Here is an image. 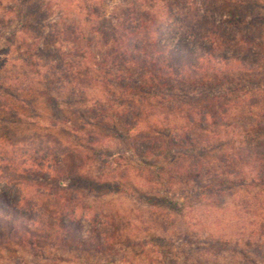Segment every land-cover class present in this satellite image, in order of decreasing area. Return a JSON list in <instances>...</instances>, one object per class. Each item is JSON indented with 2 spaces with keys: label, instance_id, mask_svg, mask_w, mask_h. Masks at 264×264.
<instances>
[{
  "label": "rangeland",
  "instance_id": "obj_1",
  "mask_svg": "<svg viewBox=\"0 0 264 264\" xmlns=\"http://www.w3.org/2000/svg\"><path fill=\"white\" fill-rule=\"evenodd\" d=\"M50 1V11L46 7L41 11L39 26L45 36L49 33L53 35L52 42L43 39L41 34H37L40 36L37 42L42 53H55L59 48L66 53L69 44L62 42L64 38L59 31H65L68 39L77 38L70 32L68 24L85 31L86 25L77 23L81 21L80 3L77 4L76 0ZM33 3L34 0H27L25 5L29 7ZM56 3H61L62 7ZM124 3V0H106L99 5L101 10L97 14L105 12L108 19L115 21L114 15L120 12L118 6ZM17 4L18 0H0V15L8 12L5 19L9 21L11 18V24L0 23V45L3 46L0 47V93L5 96L6 104L4 109H0V189L5 188L6 181L13 182L15 179L25 186L30 198L27 206L33 208L34 217L39 220L45 207L51 213L55 210V200L62 193L63 201H67L68 205L77 204V210H73L76 211L78 224L72 227L73 234L79 229L81 235L89 239V245L80 250L70 244L63 245L60 242L63 236H54L55 226L50 220L52 214L46 212L43 221L46 220L47 225L46 222H42L44 226L35 224L36 244L0 246V264H264V185L242 190L245 195L237 197L235 190L225 193L216 191L218 180H222V177L216 176L217 171H232L235 168L229 160L232 152L228 157V146L224 141L216 140L218 135L204 132L208 136L204 134L198 148L169 151L164 147L169 143L164 129L151 133L144 129L148 120L146 115H160L162 110L157 102L153 103L155 108L148 107L145 101L149 98L143 94L133 96L138 99L136 106L143 107L141 114L138 112L142 122L133 132L128 131L118 117L111 122L105 121L108 126H103L96 119L92 125H85L84 118H80L78 113L82 112L79 108L81 104L75 95L71 100V96H66L68 89L58 96L59 107L55 108L46 94V86L33 82V68L27 58L12 59L24 50L17 47H27L25 44L34 42L29 38V31L32 30H25L23 36L18 35L21 41L26 39V43L10 37L11 32L17 29L19 18L6 10ZM61 8L67 13L65 17L69 15L67 19L61 18ZM256 9L264 17V6ZM260 27L264 30V21ZM96 41L94 39L93 44ZM167 42L171 44L172 40L169 38ZM93 44H88L91 49ZM34 51L41 54L35 48ZM70 54L68 59L77 61L75 51ZM233 66L235 64L218 67L230 77L222 86L227 91L236 88L238 83L236 79L232 85L234 72L237 73V68ZM258 81L253 87L254 93L260 91L258 100L255 96L253 99L260 102L259 108H264L261 85L264 82ZM5 82L11 87L8 91L2 89ZM249 98L252 101V96ZM254 116L251 119L257 120L262 114ZM153 121L150 119V123ZM208 125L209 130H220L219 133L227 135L226 122L217 128L212 123ZM86 128L97 131L93 137L102 139L101 145L92 147L98 145L92 139L85 142L88 139ZM149 133L151 137L157 136L159 143L165 144L158 145L155 150L151 147L145 154L146 158L132 155L129 143L140 135L143 141L144 135ZM207 137L215 141L208 143ZM68 138L82 141L80 152L83 153L67 154L60 162L52 155L70 152L69 142H66ZM230 139L233 140L230 145H237V139L241 141L242 137L231 135ZM6 151L10 155L15 151L24 155L22 158L18 155L17 159H23L27 167H31V159L41 162L43 157L47 160L44 165L49 172L30 173L27 170L10 178V172L4 168ZM179 167L183 169L180 174L176 171ZM190 169L195 170L192 172ZM57 171L60 178H52ZM210 183H213V188L205 190ZM236 186L244 187L241 183H236ZM20 188H17L19 192ZM10 190L17 194L15 189ZM235 212L240 218L234 225ZM235 226L240 232L243 228L242 235L253 233L250 246L227 245L223 241L226 235L222 229L225 233H239ZM94 228L100 234L102 249L97 248L91 239ZM50 237H54L55 242L52 243Z\"/></svg>",
  "mask_w": 264,
  "mask_h": 264
},
{
  "label": "trees",
  "instance_id": "obj_2",
  "mask_svg": "<svg viewBox=\"0 0 264 264\" xmlns=\"http://www.w3.org/2000/svg\"><path fill=\"white\" fill-rule=\"evenodd\" d=\"M26 1L18 0L15 7L6 10L19 18L15 29L17 31L11 32L10 37L26 43L27 40L21 41L18 35L23 36L25 30H32L29 31V38L34 42L25 44L27 47H17L24 50L19 51L17 57L12 59L27 58L33 68V82L46 86V94L55 108L59 107L58 96L68 89L66 96H71V100L75 95L81 104L79 108L82 112L78 113L80 118H84L85 125H92L96 119L103 126H108L105 121L111 122L118 117L128 131L133 132L138 130L142 122L140 109L143 108L136 106L138 99L133 96L143 94L149 98L145 101L148 107L155 108L153 103L157 102L162 110L160 115H146L148 123L146 122L144 129L150 133L164 129L169 143H159L160 139L157 136L151 137L150 133L144 135L143 141L141 135L136 136L129 143L132 155L146 158L147 151L151 147L155 150L160 144L169 148V151L175 148L195 149L203 142L204 132H208L218 135L216 140L219 142L224 141L228 146V157L232 152L229 158L231 166L235 164L232 171H217L216 176L222 177V180H218L216 191L225 193L235 190L237 197L245 195L246 192L242 194V190L248 191L249 188L264 185V108H259L260 102L253 99L255 96L258 100L260 92H253L255 81L264 82V30L260 27L264 17L256 12V8H263L264 0H124L125 3L118 6L120 12L117 11L116 16L114 15L115 21L108 19L105 12L97 14L106 0H76L81 9V21L77 23L83 22L86 28L82 32L79 27L75 29L68 24L70 32L77 37L74 39H68L65 31H59L64 38L62 42L69 44L66 53L63 48L55 53H42L37 42L40 39L37 34L52 42L53 35L49 33L45 36L39 26L43 13L41 11L45 7L50 11L51 1L34 0L29 7L25 5ZM56 4L62 7L61 3ZM61 12V18L67 19L69 15L64 16L66 11L62 9ZM7 13L0 15V23L11 24L10 17L9 21L5 19ZM55 38L57 40V36ZM169 38L172 40L171 44L167 42ZM94 39L97 40L95 44ZM90 43L93 44V49L89 46ZM34 48L40 51L39 56ZM72 50L78 55L75 62L68 59ZM231 64H235L233 68H237L232 85L236 79L238 83L236 88L227 91L222 86L230 77L225 76L227 72L218 67H229ZM261 85L264 91V83ZM2 89L8 91L11 87L5 82ZM249 96H252V101ZM0 105L1 110L6 106L3 93H0ZM147 109L145 107L146 111ZM256 114H262V117L253 120ZM150 119L154 121L150 123ZM224 122L227 135L219 133L220 130L208 129L209 123L217 128L224 126ZM85 130L88 137L85 142L95 140L98 145L92 147L102 144V139L93 137L97 135L96 130ZM231 135L234 138L238 135L242 139H237V145H230V142L233 143ZM207 140L208 143L215 141L211 137H207ZM66 142H69L67 146L70 152L52 155L60 162L67 154L83 153L80 152L83 148L82 141L68 138ZM9 153H4V168L10 172V178L27 170L30 173H44V170L49 172V168L47 170L44 165L47 160L43 157L41 162L31 159L32 165L27 167L23 159H17L18 152H11V155ZM182 170L179 167L176 171L180 174ZM194 170L190 169L192 172ZM53 177L60 178V172L52 175ZM15 180L6 181L5 188L0 189V246L35 245V224L44 226V214L50 212L53 216L50 220L55 226L54 236H63L60 241L63 245L70 244L79 250L87 248L89 239L82 236L79 229L75 235L72 230L78 224L74 211L77 210L76 203L68 205L67 201H63L62 193H59L55 200V210L51 213L45 207L39 220L34 217L33 208L27 206L30 198L26 194V187ZM236 183H241L244 187L236 186ZM18 186H21L20 192ZM206 188L212 189L213 183L205 186V190ZM10 189H15L17 194ZM48 207L51 208V205ZM236 213L233 215L236 218L234 225L240 218ZM234 228L239 233H225L222 229L226 235L223 241L227 245L250 246L253 242L250 236L253 233L245 236L241 233L244 232L243 228L241 232L237 226ZM91 236L96 247L102 249L103 243L96 228ZM49 240L55 242L54 237Z\"/></svg>",
  "mask_w": 264,
  "mask_h": 264
}]
</instances>
